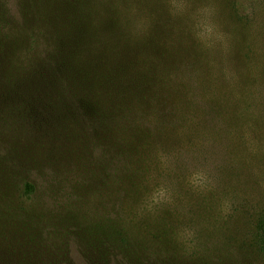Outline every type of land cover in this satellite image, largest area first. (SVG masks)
Instances as JSON below:
<instances>
[{
	"label": "rangeland",
	"instance_id": "rangeland-1",
	"mask_svg": "<svg viewBox=\"0 0 264 264\" xmlns=\"http://www.w3.org/2000/svg\"><path fill=\"white\" fill-rule=\"evenodd\" d=\"M133 1L119 0L118 4L112 0V14L117 18L112 19V32L130 29L136 39L146 35L147 18L143 9H129ZM160 1L166 25L176 38L174 42L171 38L173 49L177 53L188 49L190 56L205 58L201 72L204 71L208 98H212V90L217 102L223 97L232 98L224 104L236 113V119L225 128L226 157L237 163L236 173L216 187L206 165L182 163L177 157L181 145L192 146L186 140L159 143L151 139L150 148L142 144L146 149L139 154L141 163L130 171L129 178H136L138 185L129 187L121 201H114L112 180H81L77 171L80 165L92 168L100 162L99 147L93 142H112V119L106 117L103 124L70 119L68 103L79 117L84 114L81 102L59 91L57 87L61 85L53 81L54 74L60 75L61 71L55 62L76 48L63 36L69 31L71 15L65 11L61 18L57 0H0V264H32L36 257L46 258L41 264H48L52 256L62 257L49 247L46 221L51 216L57 220L66 217L64 228L59 227L61 235H66L76 228V221L67 217L77 208L91 224L98 221L99 214L110 215L112 211L118 215L123 212L132 223L145 219L152 228L166 222L172 228L171 240L158 245L156 257L203 252L205 224L214 234L233 239L241 247L242 257L250 258L248 264H264L250 255L255 253L251 247L252 223L264 205V112L257 101L260 85L264 84V0H188L189 8L182 15L173 14L170 0ZM204 5L213 7L211 19L224 34L226 48L219 41L207 48L196 38L194 13ZM101 34L88 38L89 49L96 53L98 48L100 58L91 52L89 56L76 52L87 65L94 60L106 65L112 56V37L106 32ZM58 51L59 57L53 56ZM94 110L90 112L92 116ZM192 112L193 119L195 111ZM68 122L81 132L70 130ZM100 126L105 128L104 134H100ZM198 143L197 140L195 145ZM194 171L206 172L210 187L199 189L189 184L188 177ZM161 186L169 189L172 203L155 204L149 209L150 195ZM28 212L36 222H27L20 232L18 223ZM78 221L84 222L81 216ZM183 229L192 231L191 240L179 238ZM141 234L148 244L151 233L146 229ZM85 235L89 236L87 231ZM38 242L46 243L44 252L37 251ZM97 244L99 256L106 254V249L99 248L105 245ZM69 249L64 252L65 261L55 264H86L75 249ZM68 255L72 261H68ZM172 262L176 264L174 259Z\"/></svg>",
	"mask_w": 264,
	"mask_h": 264
},
{
	"label": "trees",
	"instance_id": "trees-1",
	"mask_svg": "<svg viewBox=\"0 0 264 264\" xmlns=\"http://www.w3.org/2000/svg\"><path fill=\"white\" fill-rule=\"evenodd\" d=\"M57 2L61 18L65 11L71 15L69 31L63 36L67 43L76 48L69 51L70 54L60 57L59 51L54 52L53 56L59 57L55 65H59L61 71L60 75L54 74L53 81L61 85L57 87L59 91L69 95L74 101L81 102L84 113L77 117L76 111H73L75 107L68 103V115L71 116L70 119L94 124H103L106 117L112 119V142H106L105 139H100L99 144L93 142L95 147H99L100 162H96L92 168L80 165L77 171L80 172L81 180L89 181L100 177L112 180V188H115L114 201H121L129 187L138 185L137 179H130L129 176L130 171L136 170V166L141 163L142 157L139 154L146 149L142 144L146 143L150 148L151 139H157L159 143L186 140L192 146H180L176 155L180 156L181 162L195 161L206 165L211 172L212 184L216 187L224 185L226 178L237 171V163L226 157L228 145L225 128L227 130L228 124L236 119V113L224 104L231 102L232 98L223 100V97L222 103L217 102L213 90L212 98H208L204 71L201 72L205 66L202 62L205 58L195 54L190 56L188 49H182L181 53L173 49L174 46L170 45L171 38L173 42L176 38L170 33L173 30L166 25V12L161 1H133L135 3L129 9H143L141 12L147 18L146 35L136 39H133L130 29H115L112 32V19H117L112 14V0ZM117 3L121 2L117 0ZM231 4L234 5L233 2ZM104 14L110 17L104 18ZM99 32H106L112 37V50L109 49L112 56L110 54L106 65L95 60L93 64L87 65L85 59L76 56V52L82 51L85 56H89L91 52V55L96 54L100 58L98 48L96 53L89 49L91 44L88 39L90 36H102ZM103 35L106 36L105 33ZM260 86L263 92L261 90L257 94V101L264 112V84L261 83ZM193 87H196L195 90ZM91 110L95 111L94 116L90 113ZM192 111H195L193 119L190 114ZM68 127L72 131L81 132L69 125V122ZM105 131L100 126V134ZM197 140L199 143L195 145ZM108 143L110 147L106 146ZM82 175L86 178H82ZM68 216V220L76 221V228L66 235H61L66 217L57 220L51 216L46 221L49 247L56 250L54 253L59 251L62 256V259L52 256L48 261L50 264L65 261L64 252L69 248V251L75 249L86 264H171L172 259L176 264H248L247 260L250 259L242 257L241 247L233 239L224 234H214L205 224L202 226L204 233L207 232L203 252L174 256L166 253L156 257L158 245L162 246L163 242L171 240L169 234L172 228L166 222H160L157 228H152L145 219L132 223L123 212L118 215L112 211L110 215L99 214L98 221L91 224L87 216L82 217L79 208L73 209ZM78 216H81L83 223L78 221ZM27 222H36L35 216L30 212L22 214L21 224L18 223L20 232L27 227ZM252 224L251 247L255 253L250 255L264 262V205L257 211ZM146 229L151 233L148 244L141 237L142 231ZM86 231L89 236L85 235ZM97 243L105 245L99 246L101 250L106 249L103 256L97 253ZM22 246L24 249L23 241ZM44 247H47L46 243L38 242L37 251L44 252ZM45 259L36 257L32 264H41ZM7 260L11 262L9 257ZM68 261H72L70 256Z\"/></svg>",
	"mask_w": 264,
	"mask_h": 264
},
{
	"label": "clouds",
	"instance_id": "clouds-1",
	"mask_svg": "<svg viewBox=\"0 0 264 264\" xmlns=\"http://www.w3.org/2000/svg\"><path fill=\"white\" fill-rule=\"evenodd\" d=\"M189 8L188 0H170V10L174 15H182ZM214 9L211 5H204L196 9L194 13L196 29V38L201 41L205 47L212 48L216 41L226 48L225 36L219 31L216 24L212 22ZM166 162V157H161ZM188 182L194 188L205 189L210 187V178L204 171H194L188 177ZM160 203H172V196L169 189L161 186L158 187L149 197L147 207L151 209L152 205ZM225 211H227V204H225ZM179 238L188 241L191 240L193 233L190 229H183L179 234Z\"/></svg>",
	"mask_w": 264,
	"mask_h": 264
}]
</instances>
